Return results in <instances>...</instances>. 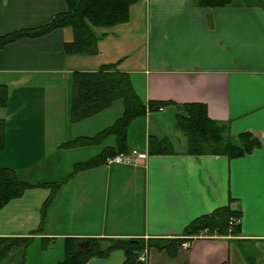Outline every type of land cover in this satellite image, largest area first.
<instances>
[{
    "label": "crops",
    "instance_id": "obj_1",
    "mask_svg": "<svg viewBox=\"0 0 264 264\" xmlns=\"http://www.w3.org/2000/svg\"><path fill=\"white\" fill-rule=\"evenodd\" d=\"M66 12L64 0H0V36L44 26ZM124 28L131 36L121 35ZM95 34L97 41L106 36L95 56L64 52V44L73 40L70 28L0 49V85L9 91L7 106L0 108V168H11L31 183L55 182L48 172L43 179L34 175L33 162L75 149L63 144L103 130L86 132L88 126L79 132L71 123L73 73L95 72L118 60L117 69L129 75L143 102L165 103L162 111L145 116L146 129L151 119L162 124L154 135L170 142L178 107L204 104L208 117L224 123L232 140L250 133L259 147L232 159L194 156L185 152L184 137L176 136L182 149L149 155L150 135L144 136V152L129 147L141 155L138 166L100 165L78 172L52 198L49 188L35 187L9 202L0 210V238H31L24 264H58L64 238H179L194 219L229 205L240 212L237 234L193 239L174 258L150 249L144 264H264V0L217 9L199 8L193 0H142L115 32ZM135 41L143 51L139 69L125 64L124 44ZM104 51L116 55L101 61ZM39 163L47 171L53 167L49 157ZM35 244L41 252L60 246L62 259H28ZM123 261L116 250L86 264Z\"/></svg>",
    "mask_w": 264,
    "mask_h": 264
},
{
    "label": "trees",
    "instance_id": "obj_2",
    "mask_svg": "<svg viewBox=\"0 0 264 264\" xmlns=\"http://www.w3.org/2000/svg\"><path fill=\"white\" fill-rule=\"evenodd\" d=\"M142 0H64L67 12L54 16L44 26L19 30L0 36V49L22 39L43 37L55 29L70 28L73 40L64 44L67 55H86L95 52L97 37L92 28L112 27L129 20L130 8ZM199 8H227L235 6L236 0H193ZM69 117L71 123H78L109 109L121 101L123 113L110 126L91 137H76L64 143L66 149L94 146L105 136L115 138L114 146L104 149L99 155L85 162L76 163L74 173L104 165L109 157L128 153L127 128L130 123L149 112H160L163 102H143L135 92L127 73L117 69L115 64L101 66L95 72H74ZM9 99L7 86L0 85V108L6 107ZM161 109V110H160ZM174 126L186 142L188 155H221L229 159L252 153L259 147V141L250 133H242L232 140L224 123L211 120L204 104H187L178 107ZM4 128L0 121V150L3 148ZM166 138L157 140L149 136L147 153L159 155L169 152L165 149ZM53 183L31 184L17 177L11 168H0V210L12 200L22 197L26 190L35 187L49 188L50 197L56 190ZM48 201L44 203V206ZM43 217V216H42ZM240 218V212L229 205L212 213L202 215L190 222L179 238H64V256L58 264H86L92 258H106L113 251L124 254L122 264H144V254L154 249L174 258L183 243L203 237H227L238 233V227L231 229L229 220ZM39 228L34 232H39ZM31 238H0V264H24L26 247ZM13 262V263H12Z\"/></svg>",
    "mask_w": 264,
    "mask_h": 264
},
{
    "label": "rangeland",
    "instance_id": "obj_3",
    "mask_svg": "<svg viewBox=\"0 0 264 264\" xmlns=\"http://www.w3.org/2000/svg\"><path fill=\"white\" fill-rule=\"evenodd\" d=\"M236 1L238 3H240V2L244 3L245 1H252V0H236ZM123 24H126V22L118 24V25H123ZM118 25H115L112 27L92 28V31L94 32V30H95V32H97V33L106 32V30L108 33L109 32H115V28ZM95 32H94V34H95ZM131 34H132V32L128 28H124L122 33H121V35H130V36H131ZM113 36H115V35H113ZM105 37L106 36H103L102 38L98 39V41L96 39V42L98 44V46L96 44V47H95L96 51L94 53H91V54H86V56L97 55L96 53H98V48H101L105 44V41H103ZM123 42L124 43L126 42L125 39H123ZM124 46L129 51V53H128L129 57H128V60L126 58L125 64L126 65L134 64L135 66L133 68L139 69V65H141V66L143 65V56H142L143 51L141 49V47H142L141 43H138L135 41L133 44H124ZM109 55H116V54H114V53L111 54V53L104 51L100 60L104 61L106 59V57ZM114 61H116V60H111V61L107 60V61H105V63L106 62L112 63ZM114 64L116 67H118L119 66V60L117 62H114ZM70 86H71V82H70ZM70 86H69V88H70ZM122 113H123L122 102L116 101L112 104V106L109 109L103 111L101 114L95 115V116L88 118V119H85V120H82L80 124L74 123V125H77V127H75V128H77V130L79 132L83 131V129L85 127L89 126V128H86V132H91V133L95 134L98 131H100L101 129H104L107 126L111 125L117 118H119L122 115ZM69 119H70V117H69ZM144 119H145V117H140V118L134 119L127 128V137H128L129 147L130 146L135 147L140 152L145 151L144 150L145 146H144V144H142V138H144V136L146 138L148 135H150V136L155 137L157 140H163L164 139L163 137H159L158 135H154L156 133L154 131L155 127H161L162 124L156 125V122L153 119H151L150 127L148 128L149 129L148 130L144 126ZM175 130H176V128L173 126V124H171V130L170 131L174 132V134L172 133L171 137L169 138L171 141L169 143H166V146H165L166 150H180L184 147L183 145H181L178 142L177 137H176V136H179V138H183L182 134L179 133L177 130H176L177 131L176 132ZM144 131H146V134H144ZM162 131L164 132V134H166L168 132V129L162 128ZM147 138L149 139V137H147ZM114 142H115V138L108 134V136H105L103 139H101V141L98 143V145L87 147V148L78 147V148L71 149V150H65V151L62 150L56 156L55 155L54 156L48 155V157L53 162V167L49 168L48 171H47V169H45L44 163H39V162H41V160H43V158H46V159L48 158L47 156H42L38 159V161L33 162L34 166L37 165V168L34 169L33 173H34V175L40 176V179H43L44 176H46V174H45L46 172H48V174H53L54 177L56 178V181L51 182V183H53L51 188L54 190H58L61 186L65 188V183L68 182L72 177H74L77 174V173H74L75 163L81 162V161L84 162V161H87L88 159H90L96 155H99L102 152L104 147L112 146L114 144ZM185 148H186V145H185ZM121 165H125V164H121ZM105 166H108V165H105ZM83 172H85V171H83ZM17 177L20 178L21 180H24V179H22V177H20L19 172H17ZM24 181L31 183L27 180H24ZM31 184H37V183H31ZM39 184H44V183H39ZM26 191H25V193H26ZM39 248H40V244H35V246L32 245L31 249L28 251L27 258L29 259L30 256H32L34 259H39V260L44 261V262L52 261V259H54L56 257H58L57 259H59V260L62 259V252L60 250V246L58 248V245H55L52 250H48V251H44V252H41ZM41 254H43V256ZM1 264H3V263H1Z\"/></svg>",
    "mask_w": 264,
    "mask_h": 264
},
{
    "label": "built area",
    "instance_id": "obj_4",
    "mask_svg": "<svg viewBox=\"0 0 264 264\" xmlns=\"http://www.w3.org/2000/svg\"><path fill=\"white\" fill-rule=\"evenodd\" d=\"M161 110V109H160ZM141 155L136 150L132 149L128 153L125 154H118L114 157H109L106 159L105 164L106 165H113V164H125V165H131V166H138L140 164ZM240 223V219L238 218H231L229 220V226L231 229L238 226ZM187 243H183L181 247H186ZM145 260V256L142 257V260Z\"/></svg>",
    "mask_w": 264,
    "mask_h": 264
}]
</instances>
